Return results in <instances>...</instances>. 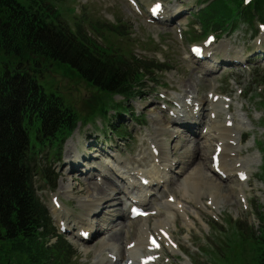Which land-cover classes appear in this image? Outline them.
Instances as JSON below:
<instances>
[{
	"label": "trees",
	"instance_id": "1",
	"mask_svg": "<svg viewBox=\"0 0 264 264\" xmlns=\"http://www.w3.org/2000/svg\"><path fill=\"white\" fill-rule=\"evenodd\" d=\"M241 1L215 0L199 20L224 33ZM64 7L65 0H0V264H73L70 245L36 195L38 159L55 156L77 122L94 121L117 106L115 95H130L162 69L115 47L124 29L119 17L94 22ZM85 86L98 94L83 100V116L63 92L76 88L78 98ZM251 253L253 264H264V233Z\"/></svg>",
	"mask_w": 264,
	"mask_h": 264
},
{
	"label": "rangeland",
	"instance_id": "2",
	"mask_svg": "<svg viewBox=\"0 0 264 264\" xmlns=\"http://www.w3.org/2000/svg\"><path fill=\"white\" fill-rule=\"evenodd\" d=\"M154 1L156 0H145L144 3L145 5H147L148 3ZM160 1L165 2L168 8L174 2L173 0ZM64 9L65 13L67 14V10L72 12L71 16L70 14H68L72 18L75 15L81 16L84 12H86L88 17L94 22L98 20H108L113 22L114 18L116 19V17L122 19L124 21V29L122 31V35L119 41L114 42L115 47L118 50L125 52H134L135 50V53L136 49H152L154 51H160L159 56L161 57L162 55L164 58H166V60L170 61L173 67V70L169 72L171 73L170 75H168V73L165 74L163 81L166 83L177 85V87H181L183 85L187 88H190V91L192 92H194L193 89H197L199 97L202 100L206 99V96L209 92H213L216 94L222 92L227 95H231L232 92H234V94L232 95L234 98L237 99L236 103L234 104V111H239L242 108L243 104V109L247 111L250 119V122L247 125V129L251 131L249 134L251 135V139L249 143L242 146V148L244 149V159L248 160L249 167H251L255 172V177L252 179L248 186L239 185L236 183L227 184L220 182V180L209 171V156L207 160L206 157L205 159L203 158V160H199L201 152L205 155V147L202 146V151L200 152L199 148H195V150L199 154L197 160L195 156L187 155L190 150V146L192 145V142L197 139V135H191V133H184L181 134L180 137L172 139L173 132L169 131L167 135H163V133L161 134L165 138V143L167 144V146L171 149V144V146L173 147L174 156L180 163L179 169L178 171H176V173L179 172V175H174L176 180L173 184L175 186H172L170 192L175 194L176 196L182 195L184 192V185L182 182L186 174H188L189 171H191L192 169H196L192 175V177H196L197 175H195V173L197 171V168H199V176L197 178V182H195L191 177L189 180L193 184H195L196 187H198V185L202 183L201 189L206 194L214 192V199H217V201L219 202V206L222 207L221 211H223V216L226 220H229V218H233V221L237 219L238 222H249V228L251 229V232L255 233L256 235H259V230L261 227L259 213L261 212L264 215V184L262 183V180L260 178L262 174V161L261 159L260 161L257 159V161L255 162V158L259 156L258 145L256 144V141L260 140L264 142V107H261V105L259 104L260 100H257L256 97L261 96L264 102V83L262 82V80L258 78V76L252 78L249 72L244 73L241 79L239 80H236V78L240 76L238 71L229 73L228 77L230 79L228 80H226V75L224 76L217 72L209 76L205 75L209 72L203 74L201 72L202 65L195 64L194 62L190 61L188 53V47L193 41H195V35L199 34L198 38L200 39L201 32H195L194 35L192 33V35L190 36L186 33L184 36H182V39H180L179 34L176 32L177 26L175 24H172L170 26L159 25L158 23L151 24L147 21V17H136L133 14L134 12L130 9L129 5L123 3L121 0H65ZM142 10L145 12L144 9ZM194 25L199 28L198 23ZM191 27L192 26H190V28ZM236 37L238 40V38L249 39L251 36L250 34L246 36L235 35L230 40L234 42L236 40ZM225 38L226 37L222 38L220 41L222 42V45L224 44V42H226ZM238 41L240 42V44L243 45L242 40ZM239 46L236 45V48L238 49ZM227 51L228 50H226V52ZM215 66H218V64L216 63ZM260 66L261 69H258L257 73H264V61L260 63ZM169 76H172L171 80H169ZM257 84H262V93H258L259 85ZM71 90L74 91L76 90V88H72ZM81 90L83 91V94L80 99L76 97L75 92H70V94H67L64 90L63 95L67 99L69 98L72 101H78V103L83 106V100L90 99L91 95L86 91V89L82 88ZM240 91H244V93H246V96L243 95L242 97H239L238 93ZM151 99L152 98H149L148 101L150 102ZM142 105H145V102L140 99L135 104H133V107L139 108ZM205 111L206 106L204 105V112ZM154 116L160 117L157 111L154 113ZM257 116L263 117L261 119H257ZM158 117L157 119H160ZM150 119L152 118L150 117ZM142 123L144 124V126H146L145 129L143 128L144 126H134L131 122H129V130H132L136 127L135 133H138V135L140 136H144L147 131H152L151 125H146L147 119H145V121H142ZM100 124H103V122L100 121ZM167 124L169 125L170 123ZM219 124H222V122L218 123V125ZM83 130L80 127V130H78L73 135L70 142V146H75L76 148H78L80 143L83 144ZM151 136L158 137L159 134ZM136 138L139 139L138 144L132 136L129 138V140L121 139L125 142V145L130 144V146H128L130 149L128 150L127 154L123 156V160L128 159L135 151H138V153L141 154V157H148V147L146 141H144L141 137ZM68 143L69 142H67L66 144ZM82 148L83 146L81 145V149ZM247 149L249 150V152H247ZM68 153V149L64 147L62 154L59 157V160L57 157L56 159H51L50 162L46 163L49 160L48 158H46L45 160L41 159L39 160V162L41 163H38V167L35 168L36 171H40V169L43 168V172L40 177L35 179L36 189L43 204L51 211L54 226L56 227L57 232L60 235L61 232L59 230V221H64L67 227L73 229L74 225L77 224V216H82V213L86 212V210L88 209V206L86 204L90 203L89 200H92L91 198H94L92 192L87 188V183L90 181L82 182V180H73L79 176L80 172L87 171L89 170V168L79 169L78 173L72 172L70 167H65L66 161L68 159ZM46 155L47 154L45 152L43 156L45 157ZM136 155L137 154H135V156ZM116 158L119 159L118 157ZM193 161L194 163L191 164V162ZM124 165L127 166V169L132 167L131 164L123 161L119 168L123 169ZM76 167L77 165L74 168ZM48 168H51L53 171H55L56 182L52 180L50 183L44 184L42 178L46 174L44 170ZM93 181L97 185H99V189H106V187L104 185H100L98 181ZM213 185H216L218 187H215ZM52 186H55V189L53 190L54 193H56V195L58 196H61L60 200L63 202L64 205L63 211H56L50 203V200L48 199L49 194L52 191L50 190ZM217 188H219V190ZM240 189L242 191H245V195L248 199L250 206L248 211L243 210L242 206L240 205L237 199V194L239 193ZM118 191H120V194L122 193L120 189H118ZM133 192L136 191L134 190ZM167 196L168 194H163L162 192L157 193V196L153 199V203L156 202L158 204H161L162 201L166 200ZM112 197L113 200H110V202H116L119 195L115 196L114 193V196ZM182 202L190 205L191 199L187 198ZM105 207H107V203ZM159 220H161L162 223H165V221L167 222V218L165 217H161L159 218ZM155 221L156 220L154 219H150L147 223L152 225L155 224ZM210 221L212 220L205 219L204 222L200 225V229L192 233V235H190V232L187 231V234L183 237L189 245L190 242H193V245H191L189 250L194 249L195 252H197L198 245L194 244V241H199L200 238H203L201 240V244L199 245V253L195 256H190V259L193 262L192 264H221V262L215 260L216 257L222 258L223 254L225 255L226 253H228L229 246L227 245V238L225 237L226 235L221 234V232L231 231V224H229L228 226H222L220 224L218 225V228L211 224ZM119 224H121V226L123 227L125 226L122 233L119 234L120 237L118 234H113L107 237L105 241L111 245H115L113 246V248L110 247L111 249H107L109 245H104V250L101 247L103 245V242L101 240H94L91 244L88 245L81 244L76 238L78 227H74L77 230L74 231L72 235L65 237L67 242L72 247L73 254H70L69 257L72 259L73 264H108L106 254L109 252L120 253L122 247H125L132 238V225L127 223L126 221H123ZM119 224H113L112 227H118ZM185 227L186 224H184L180 220H177L176 223L171 226L174 233L182 232ZM52 241L53 240H51V243ZM102 250L103 257H101ZM112 254L116 255V253ZM243 256L245 258L243 263H249L250 259L244 251ZM102 258L104 260H102ZM177 264H184V261L179 260ZM228 264H230V262ZM232 264L241 263L235 261Z\"/></svg>",
	"mask_w": 264,
	"mask_h": 264
},
{
	"label": "bare ground",
	"instance_id": "3",
	"mask_svg": "<svg viewBox=\"0 0 264 264\" xmlns=\"http://www.w3.org/2000/svg\"><path fill=\"white\" fill-rule=\"evenodd\" d=\"M263 53H264V48H263ZM219 59H220V57H219ZM234 59H238V58H234ZM197 119H198V117H194V118H191V121H197ZM158 123H159V125L161 126V128H162V131H164V133L168 130V124L167 123H165L164 121H161L160 119H157L156 120ZM229 120H226L225 121V125L224 126H220V125H218L217 124V121H213L212 119H210V122H211V124H210V126H209V128H210V136L207 138V139H210L211 137H213L214 139H217V141H216V144H218L219 142H226L225 144H224V151H223V153L228 157L229 156V154L231 153V152H234V146L233 145H231L230 144V140H234V141H236L233 137H232V134H233V130H231L230 128H228L227 126H226V123L228 122ZM192 123V122H191ZM231 132V133H230ZM218 133V135H216ZM200 134H202V131H201V133ZM212 134H213V136H212ZM150 140V139H149ZM158 139L157 138H155V141H157ZM158 145H159V147H160V150H161V152H162V155L163 156H169L170 155V153H172V151L169 149H167L166 148V146H165V144H163V142H156ZM193 143H198L197 145H196V147L195 148H199L200 150H199V152L200 151H202V146L203 147H206V146H204V145H202V144H199V142L197 141V139L196 140H194L193 141ZM170 151V152H169ZM238 152H240V151H238ZM196 153V155H197V157H199V154L197 153V151L195 150V149H190L189 150V152L187 153V155H194ZM205 157H206V153H205V155L204 154H202V152H201V156L199 157V160H203V158L205 159ZM230 160H233L234 161V159L233 158H229ZM239 162V161H238ZM70 164V163H69ZM68 164V165H69ZM77 164H72L71 166L72 167H75ZM168 165L169 166H165L166 167V170H170V166H171V169H175L174 168V166H172V164L169 162L168 163ZM234 168V167H233ZM246 169L245 168H241V169H239L238 171H245ZM86 172H91V171H89V170H87ZM194 172H195V170H194ZM193 172V173H194ZM193 173H191L189 176H188V174H186V176H185V178H184V180H183V184H185V185H187V187H188V189L190 190H192V191H196V192H198V195H199V197H200V193L201 192H203L202 191V189H201V184L202 183H200L199 185H198V187H196L195 186V184H193L189 179H190V177L195 181V182H197V178H198V176H199V169L197 168V171H196V173H195V175H197L196 177H192V175H193ZM73 180H79V177H76L75 179H73ZM106 181V184L107 185H109V186H118V183H115V182H112V181H110V180H108V179H106L105 180ZM213 186H215V187H218V186H216V185H213ZM99 187V185H97L95 182H89V183H87V188H88V190H90L91 192H92V194H93V196H94V198L91 200V202L90 203H88V204H86L87 206H88V212H89V214H93V213H95V214H97V212H98V210H100V206H101V204H102V202L104 203V204H106V203H108V201H109V199L111 198H113L112 196H113V193H107L103 188V190L102 189H99L98 188ZM196 187V188H195ZM218 190H219V188H217ZM127 190V189H126ZM130 191H132V189H130ZM72 192V191H71ZM240 193H242L243 195H242V197H244V194H245V191H242V192H240ZM214 195V192H212L211 193V195ZM216 194V193H215ZM172 196V195H171ZM212 199H214V198H212ZM120 203L122 204V205H124V202H123V200H120ZM61 206H63V204H61ZM157 208L160 210V211H162L163 212V214H164V216L166 217V218H170V217H173V213H172V211L171 210H168L167 211V207L165 206V205H161V206H157ZM86 209V208H85ZM116 215L117 216H120V214L119 213H116ZM122 218H124L123 216H121ZM171 219V218H170ZM169 219H167V221H168ZM79 221H80V224H81V227H91V228H94V226H93V224L91 223V222H88V221H84V219H83V217L82 216H80L79 217ZM166 222V221H165ZM159 226H162V221L161 220H159V221H157L156 222ZM165 225H167V223L165 224ZM145 226V225H144ZM125 227V226H124ZM112 229H115V228H112ZM107 232V231H106ZM111 235H113V234H111ZM111 235H109V236H111ZM108 236V237H109ZM101 241L103 242V245L101 246L102 247V249L104 250V245L105 246H107V245H109L108 247H107V249H111L110 247H112L113 248V246L115 245V244H113V245H111V244H109V243H107L105 240H103V239H101ZM116 248V247H115ZM100 250V249H99ZM103 250L101 251V257H103V255H102V253H103ZM136 252V250H134V251H132V253H135ZM119 255L122 257L121 258V260L122 259H124V255H125V248H123L122 247V249H121V252L119 253ZM102 260H104L103 258H102Z\"/></svg>",
	"mask_w": 264,
	"mask_h": 264
},
{
	"label": "snow or ice",
	"instance_id": "4",
	"mask_svg": "<svg viewBox=\"0 0 264 264\" xmlns=\"http://www.w3.org/2000/svg\"><path fill=\"white\" fill-rule=\"evenodd\" d=\"M159 7H160V5H159V4L155 5V9H158Z\"/></svg>",
	"mask_w": 264,
	"mask_h": 264
}]
</instances>
